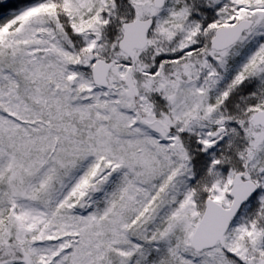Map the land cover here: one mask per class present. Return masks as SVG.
Returning <instances> with one entry per match:
<instances>
[{
  "label": "snow or ice",
  "instance_id": "6c2138e0",
  "mask_svg": "<svg viewBox=\"0 0 264 264\" xmlns=\"http://www.w3.org/2000/svg\"><path fill=\"white\" fill-rule=\"evenodd\" d=\"M0 264H264V0H0Z\"/></svg>",
  "mask_w": 264,
  "mask_h": 264
}]
</instances>
